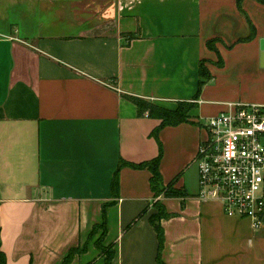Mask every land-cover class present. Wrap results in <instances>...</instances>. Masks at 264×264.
<instances>
[{
    "label": "crops",
    "instance_id": "obj_1",
    "mask_svg": "<svg viewBox=\"0 0 264 264\" xmlns=\"http://www.w3.org/2000/svg\"><path fill=\"white\" fill-rule=\"evenodd\" d=\"M214 39L222 67L206 46ZM263 55L264 4L256 0H0L5 264H61L75 248L84 252L69 264H105L90 239L103 215L111 264H156L150 173L120 169L117 197L111 181L121 161H150L160 151L164 185L176 179L173 189L188 195L159 198L176 214L161 221L163 262L250 264L241 248L224 260L212 243L225 216L198 199L194 160L205 120L229 104L264 106ZM201 61L212 78L188 123L156 134L159 122L121 97L168 109L191 102Z\"/></svg>",
    "mask_w": 264,
    "mask_h": 264
},
{
    "label": "built area",
    "instance_id": "obj_2",
    "mask_svg": "<svg viewBox=\"0 0 264 264\" xmlns=\"http://www.w3.org/2000/svg\"><path fill=\"white\" fill-rule=\"evenodd\" d=\"M194 163L201 201L218 204L227 218L264 227V106L229 104L204 121Z\"/></svg>",
    "mask_w": 264,
    "mask_h": 264
},
{
    "label": "trees",
    "instance_id": "obj_3",
    "mask_svg": "<svg viewBox=\"0 0 264 264\" xmlns=\"http://www.w3.org/2000/svg\"><path fill=\"white\" fill-rule=\"evenodd\" d=\"M256 1L260 4H264V0H256ZM252 37H253V32L250 33L249 37L238 40L237 42L238 43L245 42L250 40ZM133 38L134 36H129V39H133ZM217 42H219L217 39L210 40L206 43V46L210 51L216 53L217 67H222L223 61L216 47ZM205 62L206 61H201L199 63V68H198L199 81H198L197 91L191 102H178L177 106L174 109H168L162 106H158L152 103L151 101L142 99L140 97L127 95V94H121V97L122 99L130 102L132 105L136 107L139 117L147 116L148 118L157 120L159 122V125L154 131V133L156 134L158 133L159 130L163 128L175 127L183 123H188L190 120L189 112L196 107V102L201 93L202 86L212 78L210 72L205 66ZM160 158H161V151L156 158L150 161H144L140 163H130L126 161H121L118 165V168L115 170L111 181V192L113 196L117 197L119 194V177H118L119 170L124 167H128L134 170H147L150 173L149 185L154 199L156 198L179 199L183 202L184 199L188 197V195H186L181 190H176L172 188L174 186L176 179H173L172 181L164 185V182L159 172ZM154 209L155 211L152 214H150L148 217V222L150 226L153 228L157 237L156 264H165L161 258V253L164 245V232L161 226V221L173 218L176 216V214L168 213L160 199L154 203ZM143 214L145 213H142L140 216H142ZM133 222L128 226V228H130ZM95 230L101 231V237L99 238L98 241H95V247L99 251L100 256L103 257L105 264H111L112 259L114 257L113 247L103 246V238L107 233L105 215H103L101 224L98 226L95 225L92 228L90 236ZM82 252H84V248L71 249L68 252V254L64 257L61 264H69L75 255L81 254ZM0 264H5V257L1 251H0Z\"/></svg>",
    "mask_w": 264,
    "mask_h": 264
},
{
    "label": "rangeland",
    "instance_id": "obj_4",
    "mask_svg": "<svg viewBox=\"0 0 264 264\" xmlns=\"http://www.w3.org/2000/svg\"><path fill=\"white\" fill-rule=\"evenodd\" d=\"M216 45H218V42ZM158 200L159 198H156L152 201L151 206L154 211V203ZM219 218L216 222V230L212 243L215 245L217 252L222 253L223 259L225 260L224 255L226 253L241 248L243 256L244 254L246 255L250 264H264V237H260L263 236L264 227L259 231H253L246 220L236 221L226 217ZM100 237L101 231L95 230L90 236V239L93 238L95 241H98ZM259 251H261V254ZM238 259L242 261V255Z\"/></svg>",
    "mask_w": 264,
    "mask_h": 264
},
{
    "label": "water",
    "instance_id": "obj_5",
    "mask_svg": "<svg viewBox=\"0 0 264 264\" xmlns=\"http://www.w3.org/2000/svg\"><path fill=\"white\" fill-rule=\"evenodd\" d=\"M263 61H264V55H263Z\"/></svg>",
    "mask_w": 264,
    "mask_h": 264
}]
</instances>
